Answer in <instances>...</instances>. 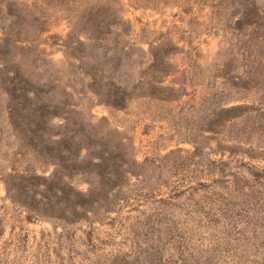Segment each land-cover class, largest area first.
<instances>
[{"label":"rangeland","instance_id":"obj_1","mask_svg":"<svg viewBox=\"0 0 264 264\" xmlns=\"http://www.w3.org/2000/svg\"><path fill=\"white\" fill-rule=\"evenodd\" d=\"M0 264H264V0H0Z\"/></svg>","mask_w":264,"mask_h":264}]
</instances>
